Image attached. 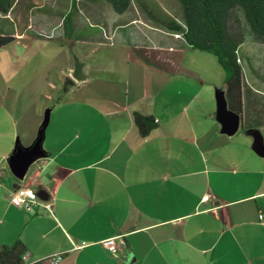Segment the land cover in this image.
<instances>
[{
  "label": "crops",
  "instance_id": "0c3cea01",
  "mask_svg": "<svg viewBox=\"0 0 264 264\" xmlns=\"http://www.w3.org/2000/svg\"><path fill=\"white\" fill-rule=\"evenodd\" d=\"M85 2L0 0V36L15 45L46 27L79 30L81 19L110 44L120 28L138 32V19L124 18L129 9L119 15L104 0ZM151 35L124 52L118 73L100 64L81 69L84 81L70 78L80 95L63 132L41 145L44 156L21 180L8 158L33 145L42 116L33 101L23 108L0 88V247L20 240L30 262L61 254L55 264H264V157L250 133L264 135V91L242 80L241 126L226 136L211 94L218 85L196 84L199 76L182 66L181 40L165 33L162 45ZM134 113L154 119L149 136L140 137ZM19 186L48 198L20 210L10 204ZM111 238L123 242L117 257L102 246Z\"/></svg>",
  "mask_w": 264,
  "mask_h": 264
},
{
  "label": "rangeland",
  "instance_id": "374dc122",
  "mask_svg": "<svg viewBox=\"0 0 264 264\" xmlns=\"http://www.w3.org/2000/svg\"><path fill=\"white\" fill-rule=\"evenodd\" d=\"M90 1L86 0L85 4ZM134 17L138 19V22H135L138 32L145 37L152 34L153 41L166 45L167 39L161 35L166 33L174 38L175 33L169 32L165 25L168 22L178 24L181 10L176 0H141L139 4L132 3L124 18ZM81 20L83 27L79 30L70 31L67 27L68 31L63 34L61 29L51 30L46 27L30 41L9 44L0 49V88L7 85L10 88L8 99L19 98L23 108L33 101V110L42 116L39 122V129H43L42 147L46 146L48 141H56L61 136L64 129V113L74 102L73 99L80 95V83H77V87H68L66 93L61 91L62 81L65 77L71 78L75 62L82 68L100 64L109 66L110 69L115 68L110 72L116 74L118 65L127 64L124 52L142 48L141 45L147 40L136 32L134 27H127L116 31L110 44L111 37L103 32V38L90 20ZM227 29L231 36L245 46L240 47V53L238 52L243 65L242 80L253 83L264 91V43L249 38L239 9L230 12ZM182 52V66L199 76V81L193 79L199 87L208 89L210 84L218 85L217 88L211 89L215 104V90H219L221 85L223 90L225 80V73L217 64L216 58L210 53L186 46H183ZM149 79L152 80L153 77L150 76ZM182 81H186V78L178 80ZM261 98L263 101L264 97ZM6 105L8 107V103ZM2 113L0 108V116ZM262 139L264 141V135ZM2 145L3 135L0 132V151Z\"/></svg>",
  "mask_w": 264,
  "mask_h": 264
},
{
  "label": "trees",
  "instance_id": "16d2710c",
  "mask_svg": "<svg viewBox=\"0 0 264 264\" xmlns=\"http://www.w3.org/2000/svg\"><path fill=\"white\" fill-rule=\"evenodd\" d=\"M116 14H123L133 2L141 0H104ZM180 10L179 23L168 22L166 29L179 34L183 46L212 54L217 64L225 73L223 95L227 108L241 115L242 112V74L243 65L240 58V43L229 34L227 20L233 9L242 13L246 30L252 41L264 43V0H176ZM11 37L0 36V48L11 43ZM248 64V61H246ZM73 86L67 77L63 80L62 91ZM133 123L140 137L149 136L155 128L154 119L138 113L133 114ZM241 129H244L241 127ZM26 249L20 240L10 246L0 247V264H23L22 257Z\"/></svg>",
  "mask_w": 264,
  "mask_h": 264
},
{
  "label": "water",
  "instance_id": "95a60500",
  "mask_svg": "<svg viewBox=\"0 0 264 264\" xmlns=\"http://www.w3.org/2000/svg\"><path fill=\"white\" fill-rule=\"evenodd\" d=\"M82 67L75 62L71 77L76 82H81L85 80V76L81 72ZM216 101V120L220 124V132L226 136H233L237 133L241 126V116L230 111L227 108L226 101L222 92H217L215 95ZM42 133L41 129L38 133V137L33 143V145L28 149H23L21 147H16L14 152L8 158V168L11 175L17 179L21 180L29 165L36 159L44 156L42 151ZM253 137L252 150L255 154L260 157H264V144L260 133L257 130H250ZM39 200L46 201L47 194L45 191L40 190L37 193Z\"/></svg>",
  "mask_w": 264,
  "mask_h": 264
},
{
  "label": "built area",
  "instance_id": "2783aa9c",
  "mask_svg": "<svg viewBox=\"0 0 264 264\" xmlns=\"http://www.w3.org/2000/svg\"><path fill=\"white\" fill-rule=\"evenodd\" d=\"M175 39H181L179 34H174ZM237 62L241 64L240 58L237 59ZM205 199H208V196H205ZM41 201L37 196V192L29 187L19 186L17 187L10 198V204L20 210L29 212L34 206L39 204ZM47 210L49 206H45ZM259 220H262L263 214L260 212L258 215ZM123 245V242L116 240L115 238L107 239L102 242V246L113 256L117 257L118 246ZM61 259V254H55L53 256L43 258L41 260L30 262L29 255L25 252L22 257L23 264H55Z\"/></svg>",
  "mask_w": 264,
  "mask_h": 264
}]
</instances>
